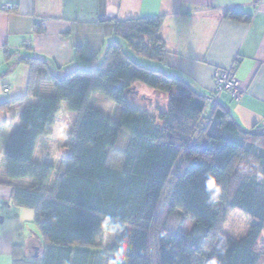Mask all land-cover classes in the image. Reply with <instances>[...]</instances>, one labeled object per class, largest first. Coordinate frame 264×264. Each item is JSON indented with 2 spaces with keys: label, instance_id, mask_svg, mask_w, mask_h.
Listing matches in <instances>:
<instances>
[{
  "label": "trees",
  "instance_id": "obj_1",
  "mask_svg": "<svg viewBox=\"0 0 264 264\" xmlns=\"http://www.w3.org/2000/svg\"><path fill=\"white\" fill-rule=\"evenodd\" d=\"M224 17L250 19L230 9ZM113 24V39L90 68L57 76L42 57L19 60L31 69L27 97L37 101L19 113L3 154L13 200L34 209L45 239L39 260L27 263L264 264V126L241 128L222 105L208 108V96L182 78L132 57L163 60L161 16ZM138 82L164 93L166 109L154 114L134 104ZM93 92L122 106L116 121L87 106ZM63 101L78 118L49 184L54 165L35 161L33 152L38 137L51 134ZM20 178L32 182H12ZM233 210L249 218L241 237L223 232ZM178 211L172 226L168 219ZM187 217L193 223L185 230ZM119 228L104 246V231Z\"/></svg>",
  "mask_w": 264,
  "mask_h": 264
},
{
  "label": "crops",
  "instance_id": "obj_2",
  "mask_svg": "<svg viewBox=\"0 0 264 264\" xmlns=\"http://www.w3.org/2000/svg\"><path fill=\"white\" fill-rule=\"evenodd\" d=\"M7 4L12 8L5 9ZM229 9L250 19L224 17ZM143 16L162 17L159 36L166 53L162 61L138 62L182 78L208 96V108L222 105L241 128L264 126V0H0V264L39 260L45 242L34 209L13 200L5 173L4 141L19 124L21 110L37 101L27 97L31 69L20 58L42 57L57 76L90 68L102 60L113 39V20ZM229 67L242 83L239 101L225 92L213 93L214 71ZM38 91L46 92L41 85ZM166 107L167 98L159 108ZM41 137L33 152L38 162L45 160L37 155ZM259 244L264 249V233Z\"/></svg>",
  "mask_w": 264,
  "mask_h": 264
},
{
  "label": "rangeland",
  "instance_id": "obj_3",
  "mask_svg": "<svg viewBox=\"0 0 264 264\" xmlns=\"http://www.w3.org/2000/svg\"><path fill=\"white\" fill-rule=\"evenodd\" d=\"M131 52L130 50H128ZM132 57L136 61H148L149 59L140 57L136 53L131 52ZM136 91L134 95L130 96V100L139 106L141 109H146L149 112L155 114L156 109L163 106L166 101V95L154 89L145 86L143 83L138 82L134 88ZM149 98L151 100H149ZM87 106L93 107L102 111L108 118L116 121L122 112V106L114 103L107 96L99 93L93 92L89 95L87 99ZM78 118V113L70 111L67 107V102L63 101L62 106L56 116L53 126L51 127V134L41 137L43 139L42 144L40 142L37 145V155H44V159L53 163L54 169L50 174L49 184L54 181L58 167L61 164L62 157L66 154V144L70 137L69 133L74 129L75 121ZM43 157H41L42 159ZM182 217V212H175L169 217L168 222L170 225L175 226ZM193 220L190 217L183 223V228L185 230L189 229L192 225ZM249 218L237 210H233L227 221L223 225V232L236 236L243 232V230L248 227ZM123 228L119 229H106L101 237L103 245L110 247L115 240L116 234L122 231Z\"/></svg>",
  "mask_w": 264,
  "mask_h": 264
},
{
  "label": "built area",
  "instance_id": "obj_4",
  "mask_svg": "<svg viewBox=\"0 0 264 264\" xmlns=\"http://www.w3.org/2000/svg\"><path fill=\"white\" fill-rule=\"evenodd\" d=\"M5 9L12 8V5L7 4ZM214 89L213 92L221 94L222 92L228 93L235 101H239L243 95V88L241 81L235 77L233 67L225 69H217L213 73ZM5 91L9 90V86L4 88Z\"/></svg>",
  "mask_w": 264,
  "mask_h": 264
}]
</instances>
